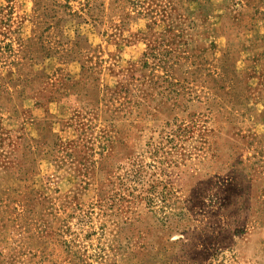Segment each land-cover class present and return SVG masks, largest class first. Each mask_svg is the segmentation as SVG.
<instances>
[{"label":"rangeland","instance_id":"374dc122","mask_svg":"<svg viewBox=\"0 0 264 264\" xmlns=\"http://www.w3.org/2000/svg\"><path fill=\"white\" fill-rule=\"evenodd\" d=\"M0 264H264V0H0Z\"/></svg>","mask_w":264,"mask_h":264}]
</instances>
